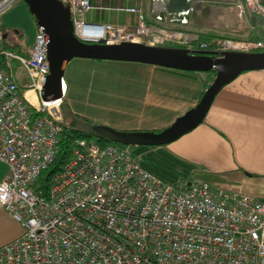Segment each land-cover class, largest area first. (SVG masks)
<instances>
[{
	"label": "built area",
	"instance_id": "2783aa9c",
	"mask_svg": "<svg viewBox=\"0 0 264 264\" xmlns=\"http://www.w3.org/2000/svg\"><path fill=\"white\" fill-rule=\"evenodd\" d=\"M23 0H0L1 18ZM262 22L261 0H241ZM75 35L86 43L181 47L215 53L264 52V41L213 38L149 24L141 7L136 26L92 23L91 0H61ZM9 41L0 29V43ZM48 37L37 27L22 56L0 47V210L24 233L0 247V264H264V199L231 194L205 182L167 184L130 147L76 140L62 168L38 181L56 161L65 100L44 102L50 73ZM25 72L23 91L14 73ZM66 94V93H65Z\"/></svg>",
	"mask_w": 264,
	"mask_h": 264
},
{
	"label": "crops",
	"instance_id": "0c3cea01",
	"mask_svg": "<svg viewBox=\"0 0 264 264\" xmlns=\"http://www.w3.org/2000/svg\"><path fill=\"white\" fill-rule=\"evenodd\" d=\"M158 1L91 0L93 9L86 19L92 23L109 22L133 29L137 22L135 15L110 8L137 6L142 8L149 24L201 35L207 32L198 29L194 23V17L203 11L201 5H206L207 9L230 0H190L192 8L186 23L168 17ZM20 10L29 14L27 6ZM248 15L251 31L264 34L261 20L250 13ZM13 23L14 17L6 13L1 18L0 29L6 32L9 41L20 42V37L24 36L23 27ZM36 30L35 24L34 35ZM89 67L95 68L98 73L109 71L114 75L116 85L127 81L118 97L127 104L132 101L135 108L120 107L114 114L108 115V119H103L109 127L120 131L158 132L169 127L198 104L214 78L213 73L182 72L139 63L74 59L66 67L65 96L74 89L75 97L84 99V104H89L91 96H106L98 88L101 76H98V81L94 78V88L99 93L77 91L80 86L89 84ZM14 73L20 87L24 88L25 72L15 65ZM134 83L140 84V88H135ZM121 87L120 84L117 90ZM69 101L78 115L95 117L85 115L88 109L82 103ZM130 151L141 158V164L148 172L167 184L205 182L227 193L264 199V70L245 72L223 87L204 122L189 133L164 146H131ZM6 173L7 165L0 161V183ZM23 233L21 224L6 211L0 210V247Z\"/></svg>",
	"mask_w": 264,
	"mask_h": 264
},
{
	"label": "water",
	"instance_id": "95a60500",
	"mask_svg": "<svg viewBox=\"0 0 264 264\" xmlns=\"http://www.w3.org/2000/svg\"><path fill=\"white\" fill-rule=\"evenodd\" d=\"M37 27L48 37L47 56L50 73L46 77L42 99H64L66 67L74 59L139 63L182 72L214 73V79L198 104L161 131H120L76 117L68 103L61 109L65 120L79 132L93 139L125 146H164L202 124L216 96L223 87L249 71L264 70V52L215 53L191 51L181 47H153L125 42L117 45L86 43L74 32L71 11L61 0H23ZM163 12L172 20L186 23L191 11L190 0H159ZM253 20H256L254 18Z\"/></svg>",
	"mask_w": 264,
	"mask_h": 264
},
{
	"label": "rangeland",
	"instance_id": "374dc122",
	"mask_svg": "<svg viewBox=\"0 0 264 264\" xmlns=\"http://www.w3.org/2000/svg\"><path fill=\"white\" fill-rule=\"evenodd\" d=\"M241 4H242L241 0H230L227 1V3L214 5L213 7H209L207 9H205L206 5H201L203 11H200L201 13L199 12L194 17V23L197 24L198 29L207 32L204 35L213 36V38L229 37L230 39H236V40L248 39L251 41H260L261 39L257 38L255 36V33L251 31L250 29L251 26L249 25L248 22V16H249L247 13L248 11L245 10ZM21 7H26L23 1L17 3L13 8H11L7 12V14L8 16L14 17L13 24L23 27L24 36L23 37L21 36L22 38L21 43L24 44L23 46H27L28 49L29 46H31L35 37L34 35L35 21L32 15L30 14L29 10H28L29 14H27L26 10H25V14H23V11L20 10ZM10 29H14V27H11ZM254 36L256 38H254ZM243 53H247V52H243ZM87 75H89V84L86 87L80 86V88H78L77 91H79L80 93H88V94L99 93L98 90L94 88L95 86L94 78H96L98 81V76H101V82L100 80L98 81L99 83L98 88H101L100 91L102 93L104 91L105 94L103 93V95L106 96L105 97L91 96L89 97V104H84L85 103L84 99L76 98L75 90L71 89L68 93V96H65L64 102L70 104L69 100L71 101L73 100L77 104L82 103L88 109L85 115L95 116L94 118L93 117L87 118L85 116L78 115L73 111L72 107L69 105L73 113L76 115V117L85 121H89L94 124L108 126L107 121L104 122L103 119L104 118L108 119V115L110 116L111 114H114L116 109L118 110L120 107H123V109L135 108L132 105V101H128L129 104H127L126 101L125 102L121 101L119 99L122 98L118 97V93L121 92L124 86L127 85V81L121 83L119 82V84L116 85V83L113 82L114 75L112 73H110L107 70L98 73L96 69L93 67H89L87 69ZM120 84L122 85V87L118 91L117 89ZM133 85L135 88H140V84L138 83H134ZM21 89L23 91L25 90V88H21ZM85 106L83 107L80 106V107L84 108ZM77 107L79 106L77 105ZM121 146L126 147L125 145H121Z\"/></svg>",
	"mask_w": 264,
	"mask_h": 264
},
{
	"label": "trees",
	"instance_id": "16d2710c",
	"mask_svg": "<svg viewBox=\"0 0 264 264\" xmlns=\"http://www.w3.org/2000/svg\"><path fill=\"white\" fill-rule=\"evenodd\" d=\"M261 2L264 4V0H261ZM200 36L203 41H209L213 39V36H209V35L201 34ZM255 36L257 38H260L262 41H264V34L258 35L257 33H255ZM255 36L254 38H256ZM23 45L24 44H22L21 41L20 42L5 41V42L0 43L1 48L10 50L22 56L23 55L26 56L27 46H23ZM80 139H86L88 141L94 140L101 147H105L109 144H113L104 139H100V140L93 139L91 136L79 132L76 128H74L71 125L69 120H65L63 131L60 134V149H59L58 156L56 158L55 163L47 171H45L42 174L40 180L38 181V184L40 186H44L49 181L50 177L55 172L59 171L62 168L64 163L69 158L73 147L76 145L75 144L76 140H80Z\"/></svg>",
	"mask_w": 264,
	"mask_h": 264
}]
</instances>
